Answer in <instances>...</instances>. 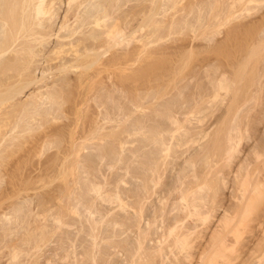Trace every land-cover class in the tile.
Wrapping results in <instances>:
<instances>
[{
  "label": "bare ground",
  "instance_id": "6f19581e",
  "mask_svg": "<svg viewBox=\"0 0 264 264\" xmlns=\"http://www.w3.org/2000/svg\"><path fill=\"white\" fill-rule=\"evenodd\" d=\"M262 7L0 0V264H264Z\"/></svg>",
  "mask_w": 264,
  "mask_h": 264
},
{
  "label": "rangeland",
  "instance_id": "374dc122",
  "mask_svg": "<svg viewBox=\"0 0 264 264\" xmlns=\"http://www.w3.org/2000/svg\"><path fill=\"white\" fill-rule=\"evenodd\" d=\"M128 5H129V4H128ZM262 8H263V9H262ZM262 8H261L262 10H261L260 12L264 11V7H262ZM257 15H258V14H256V16H257ZM189 16H191V18H190V17H189V18L192 19V14L189 15ZM183 17H184V16H182V18H183ZM187 17H188V16H186V18H185V17H184V18L187 19ZM193 18H194V17H193ZM185 19H184V20H185ZM194 19H195V18H194ZM194 19H193V22H194ZM186 21H190V24L192 23V21L189 20V19H187ZM188 23H189V22H188ZM192 24H193V23H192ZM175 100H176V99H175ZM173 102H174V101H173ZM133 138L135 139L134 136H133ZM133 138L130 137L129 139H130V140H133ZM127 140H128V139H127ZM135 144H136V143H135ZM135 144L132 143V144H128L129 146L126 145L127 148H125L126 150L124 149V151L127 152V154H128V150H129V148H131V147L134 148V147L136 146ZM133 145H134V146H133ZM90 146H92V145H90ZM90 146H89V147H90ZM97 147H98V146H97ZM98 148H100V147H98ZM98 148H97V150H96V146L94 145L93 148H92V147H91V149H90V148H87V149H86L87 151H84L85 153H84V152L82 153V159H83V160H86V159H88V160H89V159H94V161H93V160H89L90 162L93 161V162H91L92 164L89 163V161L86 162V161H83V160H82L83 163L86 162V163H87V166L90 165V164H91L90 166L93 165L94 167L92 166V167H93L92 170H93V171H94L95 169H96V170H95V172H94L95 174H94V173L92 172V170L90 171V169H88V168H92V167H89V166H88V167L86 168V167H84V166H86V165H83V164H82V165H83V166H82V167H83L82 169L85 170V168H86V170L88 169V170L90 171V173L92 172L94 175H91L92 173L90 174L89 171H88V172H87V171H86V172L84 171L85 173H83V175H82V177L84 176V178H82V180L79 181V182H80V183H79V188H80V189H78L79 191L77 190V194H81V193H83V194H81V197H82V195L85 196L86 193H87V191H86L87 188H86V190H85L86 192H85L84 190H82V189H85V187H87V186H85L84 188H81V185L84 186L85 183L89 182V180H90L89 178H88L89 180L86 179L87 176H85V174L88 173V175H89L88 177H90V176H92V177L95 176L97 170L99 169V168H97V167L95 168V166L98 165V167H100V169L103 170V172L101 171V172L98 173V174H101V173L104 174V172L106 171V172H105V173H106L105 175H107L108 178L110 177V178H109L110 180H112V178H113L114 175H115L116 178H117L118 175H120V173H121V174H122V173L124 174V170H122V169H116V168H114V169H110V168L108 167V165L111 164V163H109L108 165H107L106 163H104V162H106L105 160H107L106 157L110 158V159H108L109 162H110L111 159H112L113 157H116L117 155L114 154V153L112 154L113 151H112V152L110 151V152H111V155H112V156L114 155V156L111 158V156L108 155V154L110 153V152H108L110 149H108V151H107L108 154H106V155H108V156H106V155L103 156L106 152H104V154H103V153H102L103 150H102V149L100 150V149H98ZM133 148H131L130 150H132ZM88 149H89V150H88ZM94 150H95V151H94ZM99 150L102 151V152H100V154H101V155L103 154L102 157H103L104 159H103V158H102V159H103L104 161L101 160V157H100L101 155H100V154H99V156H98ZM90 151H91V152H90ZM97 151H98V153H97ZM104 151H106V150H104ZM124 151L122 152L123 157H124V154H126V153H124ZM87 152H88V153H87ZM89 152H90V153H89ZM84 154H85V155H84ZM127 154H126V155H127ZM126 155H125V156H126ZM185 155H186V154H185ZM83 156H85V159H84ZM91 156H93V157H91ZM109 156H110V157H109ZM86 157H87V158H86ZM99 157H100V159L98 160ZM96 158H97V159H96ZM113 159H114V158H113ZM113 159H112V160H113ZM181 159H182V158H181ZM181 159L177 160V162H181ZM100 160L102 161V163H101ZM108 160H107V161H108ZM96 162H97V163H96ZM86 163H85V164H86ZM98 163H100V165H99ZM101 164H104V165H101ZM105 166H107V167H105ZM80 167H81V166H80ZM104 167H105L106 169H105ZM133 167H134V166H132V168H133ZM94 168H95V169H94ZM134 168H135V167H134ZM82 169H81V170H82ZM132 170H135V169H132ZM116 171H117V172H116ZM173 171H174V170H173ZM134 172H135V171H134ZM98 174H97V176H95V177H97V178H101V177H99L100 175H98ZM109 174H110V175H109ZM123 174H122V175H123ZM111 176H112V177H111ZM85 177H86V178H85ZM92 177H90V178L92 179ZM97 178H96V179H97ZM116 178H115L114 180H116ZM118 178H119V177H118ZM118 178H117V179H118ZM132 178H133V179H132ZM132 178H131V180H130V178H129L130 181L128 180L127 177L125 178V179L127 180V182L130 183V185H128V183H127V185L125 184L126 186L123 185V183L120 184V185H122L123 187H127L126 189H129L130 191H134L135 187L139 184L140 181H139L138 178H134V177H132ZM83 179H84V181H83ZM85 180H86L87 182H85ZM92 180H93V179H92ZM97 180L102 181L101 179H97ZM81 181H83V183H82ZM90 181H91V180H90ZM112 181H113V180H112ZM112 181H111V183L113 184L114 182H112ZM81 183H82V184H81ZM111 183H110V185L113 186ZM3 184H4V183H3ZM3 184H2V185H3ZM80 184H81V185H80ZM134 185H135V187H134ZM122 186H121V187L119 186L120 190H121V189H122V190L125 189V188H122ZM108 187H109V185H108ZM108 187H106L107 190H108L109 192H112V188H113V187H111V188H108ZM51 188H52V186H51ZM44 190L47 191V189H43V190H41V191H43V192H42V193H43L42 195L46 196V193H47V192H45ZM48 190H50V189L48 188ZM80 191H81V193H80ZM82 191H83V192H82ZM38 192H39V194H41V192H40L39 190H38ZM38 192H37V193H38ZM44 192H45V193H44ZM48 192H49V191H48ZM78 192H79V193H78ZM31 193H32V192H30V194H31ZM84 193H85V194H84ZM31 195H32V194H31ZM77 196L80 197V195H77ZM84 196H83V197H84ZM32 198H33V197H32ZM34 202H35V200H34ZM103 204H104V203H103ZM103 204H102V205H103ZM107 204H108V203H107ZM107 204H106V206H110V205L112 206V205H113V204H109V205H107ZM103 206H105V204H104ZM32 207H33V203H32L31 208H32ZM113 207H114V205H113ZM107 208H109V207H107ZM34 209H35V208H34ZM33 211H34V210H33ZM35 211H36V210H35ZM35 211H34V212H35ZM71 228H73V227H71ZM73 229H74V230H72L73 232H72L70 229H67V230H69L70 232H72V234H73V233L75 234V233H76V232H74V231H75V227H74ZM63 230H66V228H64ZM67 230H66V231H67ZM67 232H68V231H67ZM70 232H69V233H70ZM81 235H82V234L78 235V236H80L79 239L81 238ZM78 236H77V238H78Z\"/></svg>",
  "mask_w": 264,
  "mask_h": 264
}]
</instances>
